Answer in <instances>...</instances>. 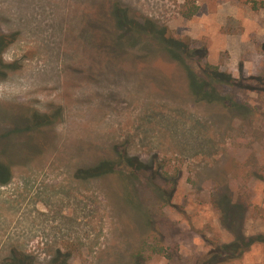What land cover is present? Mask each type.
I'll list each match as a JSON object with an SVG mask.
<instances>
[{"label":"rangeland","instance_id":"obj_1","mask_svg":"<svg viewBox=\"0 0 264 264\" xmlns=\"http://www.w3.org/2000/svg\"><path fill=\"white\" fill-rule=\"evenodd\" d=\"M115 5L185 42L198 75L259 90L199 101L180 66L114 41ZM0 37V264H196L264 236V0H0ZM227 264H264V245Z\"/></svg>","mask_w":264,"mask_h":264},{"label":"trees","instance_id":"obj_2","mask_svg":"<svg viewBox=\"0 0 264 264\" xmlns=\"http://www.w3.org/2000/svg\"><path fill=\"white\" fill-rule=\"evenodd\" d=\"M198 9L194 8L188 13H183L187 19L193 18ZM110 12L114 17V29L117 31V37L114 41L121 46L128 44L130 48H136L145 51L152 49L161 56L185 70L187 75L189 89L193 96L199 101L209 104H221L227 109L233 110L241 106L231 97L221 93V87L226 85L230 87L247 88L252 91L259 90L251 83L244 84L242 79L236 80L231 75L221 72L217 67L206 64L202 68L201 75H198L189 65L188 45L169 35L166 28L158 26L151 20L143 22L131 15L128 9L115 5ZM9 40L6 37H0V55L5 51ZM251 82L259 81L264 85V79L251 78ZM46 117L33 116L29 119L30 129L38 131L46 123ZM131 163L133 161L131 160ZM113 166L110 163H102L96 168L80 172L84 178L101 177L112 172ZM10 180V169L5 164H0V184H6ZM256 244L264 245V236H254L249 238H238L231 243L213 244L211 249L196 264H227L234 260H242L244 255ZM15 264H21L19 262Z\"/></svg>","mask_w":264,"mask_h":264}]
</instances>
